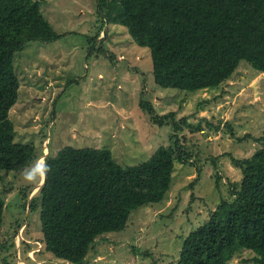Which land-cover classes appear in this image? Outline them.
<instances>
[{"label": "rangeland", "instance_id": "374dc122", "mask_svg": "<svg viewBox=\"0 0 264 264\" xmlns=\"http://www.w3.org/2000/svg\"><path fill=\"white\" fill-rule=\"evenodd\" d=\"M40 8L60 36L29 41L13 57L14 140L35 143L38 157L22 171H2L0 264H73L44 248L39 209L28 205L42 179L26 174L66 145L109 148L124 166L144 161L170 143L174 130L154 123L143 101L158 115L174 113L187 160L175 157L164 198L133 209L123 229L97 236L83 264H171L183 238L240 180L231 157H248L264 142V72L240 61L218 86L162 87L154 82L149 49L125 26L102 21L95 0H40ZM184 117L199 129L188 128ZM252 255L241 250L228 264H254Z\"/></svg>", "mask_w": 264, "mask_h": 264}, {"label": "trees", "instance_id": "16d2710c", "mask_svg": "<svg viewBox=\"0 0 264 264\" xmlns=\"http://www.w3.org/2000/svg\"><path fill=\"white\" fill-rule=\"evenodd\" d=\"M95 1L102 21L125 26L149 49L154 82L162 87H215L240 61L264 72V0ZM59 36L40 0H0V180L2 171H22L38 157L35 143L14 140L8 115L19 87L14 54L29 41ZM142 103L154 123H171L174 130L170 143L157 146L144 161L124 166L109 148L70 145L43 157L47 171L28 205L39 209L44 248L55 257L83 264L97 236L123 229L133 209L164 198L175 157L186 162L189 153L180 143L174 113L158 115L149 101ZM183 122L199 129L185 117ZM231 161L241 170L240 180L183 238L171 264H228L245 249L253 252L254 264H264V142L250 156ZM4 203L0 194V229Z\"/></svg>", "mask_w": 264, "mask_h": 264}, {"label": "clouds", "instance_id": "9594fccd", "mask_svg": "<svg viewBox=\"0 0 264 264\" xmlns=\"http://www.w3.org/2000/svg\"><path fill=\"white\" fill-rule=\"evenodd\" d=\"M47 168L41 163L37 164L30 172L26 174L28 180H35L37 175L42 179L45 175Z\"/></svg>", "mask_w": 264, "mask_h": 264}, {"label": "water", "instance_id": "95a60500", "mask_svg": "<svg viewBox=\"0 0 264 264\" xmlns=\"http://www.w3.org/2000/svg\"><path fill=\"white\" fill-rule=\"evenodd\" d=\"M47 153H48V152H47ZM47 153H46V154H47ZM46 154H45V155H46ZM43 179H44V177L42 178V181L40 182V184L43 182ZM40 184H39V185H40Z\"/></svg>", "mask_w": 264, "mask_h": 264}, {"label": "bare ground", "instance_id": "6f19581e", "mask_svg": "<svg viewBox=\"0 0 264 264\" xmlns=\"http://www.w3.org/2000/svg\"><path fill=\"white\" fill-rule=\"evenodd\" d=\"M21 264H23V263L21 262Z\"/></svg>", "mask_w": 264, "mask_h": 264}]
</instances>
